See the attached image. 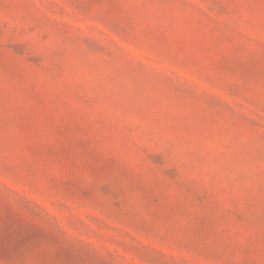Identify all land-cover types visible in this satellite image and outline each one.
Listing matches in <instances>:
<instances>
[{
	"label": "rangeland",
	"instance_id": "374dc122",
	"mask_svg": "<svg viewBox=\"0 0 264 264\" xmlns=\"http://www.w3.org/2000/svg\"><path fill=\"white\" fill-rule=\"evenodd\" d=\"M0 264H264V0H0Z\"/></svg>",
	"mask_w": 264,
	"mask_h": 264
}]
</instances>
